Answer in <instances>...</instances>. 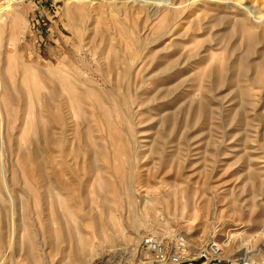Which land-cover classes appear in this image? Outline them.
Listing matches in <instances>:
<instances>
[{
	"label": "rangeland",
	"instance_id": "rangeland-1",
	"mask_svg": "<svg viewBox=\"0 0 264 264\" xmlns=\"http://www.w3.org/2000/svg\"><path fill=\"white\" fill-rule=\"evenodd\" d=\"M16 1L24 37L0 47L29 75L3 66L0 264H153L147 234L264 264V0H128L177 10L115 19ZM56 117L63 154L42 138Z\"/></svg>",
	"mask_w": 264,
	"mask_h": 264
},
{
	"label": "bare ground",
	"instance_id": "bare-ground-1",
	"mask_svg": "<svg viewBox=\"0 0 264 264\" xmlns=\"http://www.w3.org/2000/svg\"><path fill=\"white\" fill-rule=\"evenodd\" d=\"M16 1V0H15ZM73 2V4L75 5H84L83 3L85 2L84 0H70ZM206 1V5L208 4L209 6H217V7H222L220 2H222V0H204ZM226 2V0L224 1ZM13 3L14 0H0V42H1V35L2 32L5 30H9L10 32V39L13 42H17L20 41L23 37L24 34H22V38H17L18 37V33L20 32V28H21V12H20V5L19 3L14 5ZM17 3V1H16ZM98 4H99V8L100 10L104 7H106L109 11V13L111 14L112 17H114V19L122 12L128 13V12H132L133 9H136L138 11H148L150 15H152L153 17H157L159 14H162L164 11L170 12L172 10H177L175 5H160V4H156V5H152V4H147V3H141L139 1H134V2H130L128 0H111V1H103V0H98ZM213 4V5H212ZM226 4V3H225ZM204 6V5H203ZM79 7V6H78ZM176 7V8H174ZM99 10V9H98ZM135 12V11H134ZM131 15V14H130ZM136 15H138L136 13ZM135 15V16H136ZM133 16V15H132ZM264 17V15H263ZM262 17V18H263ZM243 23V22H242ZM124 24V23H123ZM241 24V23H240ZM245 27V26H244ZM243 27V28H244ZM242 28V29H243ZM133 29V28H132ZM118 34V33H117ZM245 34V33H244ZM248 34V36H247ZM246 36L249 38V33H247ZM122 37V36H121ZM247 38V39H248ZM136 39V38H135ZM251 39V38H249ZM122 41V40H121ZM124 41V40H123ZM250 41V40H249ZM254 42V41H253ZM125 43V42H124ZM126 44V43H125ZM253 44V43H252ZM251 42H250V46L251 47ZM1 45V44H0ZM127 45V44H126ZM15 46H17V43L15 44ZM127 48V47H126ZM177 50V49H176ZM252 50H249V53H251ZM128 53V52H127ZM184 53V52H183ZM129 54V53H128ZM247 55V54H246ZM250 54H248L247 56H249ZM135 55H133L131 53L130 58H133ZM192 56V55H191ZM129 58V57H128ZM264 61V60H263ZM263 64V63H262ZM6 65L7 67V71H11V70H17L21 73V76L25 79L28 77L29 75V70L20 66V64L16 61V60H12L10 57L7 59V61L5 60V54L2 51V48L0 47V93H12L14 92V90H16V88L9 86V84L6 81V78L4 76V71H3V66ZM260 65V64H259ZM6 69V68H5ZM261 71V70H260ZM129 71H125V74L127 75ZM130 73V72H129ZM128 73V74H129ZM37 75V74H36ZM35 77V75H34ZM39 78V77H38ZM26 81V80H25ZM25 90V89H24ZM70 92V91H69ZM73 92V91H72ZM75 95V94H74ZM73 98V97H72ZM87 98V97H86ZM75 100V99H74ZM80 101V100H79ZM78 103V102H77ZM93 104V103H92ZM52 107V106H51ZM105 109V108H104ZM109 111V110H108ZM70 113V112H69ZM97 113V112H96ZM112 114V113H111ZM85 115V114H84ZM15 121V120H14ZM51 123H53L56 126V129L59 127L60 130L59 132L55 133L57 134L56 136H52L49 134L48 132V127L49 125H51ZM73 123V122H72ZM44 124V123H43ZM49 125H45V130L42 133V138L45 142V147L46 149H52L55 152V150H58L60 154H63L64 152V142L67 136V133L65 132L67 129V126L65 125V123L63 122V120L60 117H56L54 119H50L49 120ZM27 127H29L27 125ZM31 127V126H30ZM51 127V126H50ZM49 127V128H50ZM32 130V133L34 132V134H36L34 127L32 126V128H30ZM54 129V128H53ZM57 131V130H55ZM22 132V131H21ZM33 134V135H34ZM37 136V135H36ZM53 137V138H52ZM69 137V135L67 136ZM71 139V138H69ZM79 139V137H78ZM88 139V138H87ZM69 141V140H68ZM88 143H90L88 141ZM84 147V146H83ZM26 148V147H25ZM24 149V148H23ZM22 149V150H23ZM19 151V150H18ZM32 151V150H31ZM28 152V150H27ZM33 152V151H32ZM35 152V151H34ZM34 152L32 153L34 155ZM40 152V151H39ZM43 153V152H42ZM39 154V153H38ZM26 156V155H25ZM39 157L41 159L44 158L45 162H47L48 164L53 163V160L56 158L55 156L51 157L50 154L49 156L46 155H39ZM33 159V156L32 158ZM35 159V157H34ZM38 160V156L37 159ZM49 161V162H48ZM42 162V161H41ZM31 163V162H30ZM44 163V162H43ZM53 165V164H52ZM54 166V165H53ZM46 173V172H45ZM48 173V172H47ZM56 175V174H55ZM64 176V175H63ZM96 176V175H95ZM62 179V178H61ZM59 182V181H57ZM102 182V181H101ZM46 183V182H45ZM48 183V182H47ZM67 183V181H66ZM57 184V183H56ZM60 184V182H59ZM63 184V183H62ZM65 184V183H64ZM63 184V187H64ZM69 184V183H68ZM51 185V184H50ZM104 185V184H103ZM59 186V185H58ZM62 186V185H61ZM69 186V185H68ZM72 186V185H71ZM70 186V192L73 189H71ZM50 187V186H49ZM92 188V187H91ZM32 189V188H31ZM51 189V188H50ZM62 189V187H61ZM65 189H66V185H65ZM69 190V188H67ZM1 191V190H0ZM10 191V190H9ZM41 191V190H40ZM48 191V189H47ZM73 191V190H72ZM5 192V191H4ZM12 192V191H11ZM46 192V191H45ZM68 192V191H67ZM132 193H136V188L135 187H130V190L128 191V194H130L129 196H131ZM14 194V192H13ZM12 194V195H13ZM1 197V195H0ZM15 197V196H14ZM65 197V196H64ZM10 200V199H9ZM12 201V199H11ZM17 201V200H16ZM14 203V202H13ZM3 204V203H2ZM5 204V202H4ZM10 204V203H9ZM8 205V204H6ZM18 206V204H17ZM16 207V206H15ZM6 208V207H4ZM15 211V210H14ZM8 212V209H7ZM264 233V232H263ZM260 252V251H259ZM258 252V255L261 254ZM249 251H246L245 253H243L242 255V259L241 260H230L227 262V264H256L258 262H256V259L254 257H256L255 255H250ZM258 257V256H257ZM220 258V257H219ZM218 258V259H219ZM104 264H108L107 261ZM262 264V263H259Z\"/></svg>",
	"mask_w": 264,
	"mask_h": 264
},
{
	"label": "built area",
	"instance_id": "built-area-1",
	"mask_svg": "<svg viewBox=\"0 0 264 264\" xmlns=\"http://www.w3.org/2000/svg\"><path fill=\"white\" fill-rule=\"evenodd\" d=\"M142 246L151 253L153 264H212L223 253L220 244L208 242L204 250L191 257L185 244L176 243L169 246L157 234H147L143 238Z\"/></svg>",
	"mask_w": 264,
	"mask_h": 264
},
{
	"label": "water",
	"instance_id": "water-1",
	"mask_svg": "<svg viewBox=\"0 0 264 264\" xmlns=\"http://www.w3.org/2000/svg\"><path fill=\"white\" fill-rule=\"evenodd\" d=\"M219 260L218 261H214L212 264H219ZM194 264H199V263H194ZM256 264H259V263H256Z\"/></svg>",
	"mask_w": 264,
	"mask_h": 264
}]
</instances>
